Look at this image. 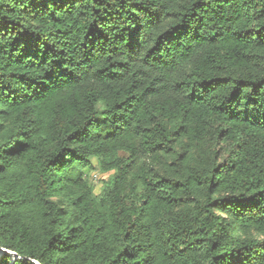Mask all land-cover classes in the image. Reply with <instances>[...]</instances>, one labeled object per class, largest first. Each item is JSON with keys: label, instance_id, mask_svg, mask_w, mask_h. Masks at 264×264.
<instances>
[{"label": "trees", "instance_id": "trees-1", "mask_svg": "<svg viewBox=\"0 0 264 264\" xmlns=\"http://www.w3.org/2000/svg\"><path fill=\"white\" fill-rule=\"evenodd\" d=\"M0 264H264V0H0Z\"/></svg>", "mask_w": 264, "mask_h": 264}, {"label": "rangeland", "instance_id": "rangeland-1", "mask_svg": "<svg viewBox=\"0 0 264 264\" xmlns=\"http://www.w3.org/2000/svg\"><path fill=\"white\" fill-rule=\"evenodd\" d=\"M109 175H110V173L102 174L98 170L91 173L90 179H91L92 183L95 185V192L96 193L100 192V189L102 186V181L106 180Z\"/></svg>", "mask_w": 264, "mask_h": 264}]
</instances>
